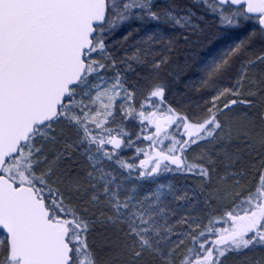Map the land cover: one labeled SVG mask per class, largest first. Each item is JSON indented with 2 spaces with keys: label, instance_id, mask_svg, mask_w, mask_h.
<instances>
[{
  "label": "snow or ice",
  "instance_id": "obj_1",
  "mask_svg": "<svg viewBox=\"0 0 264 264\" xmlns=\"http://www.w3.org/2000/svg\"><path fill=\"white\" fill-rule=\"evenodd\" d=\"M0 264H264V0H0Z\"/></svg>",
  "mask_w": 264,
  "mask_h": 264
}]
</instances>
